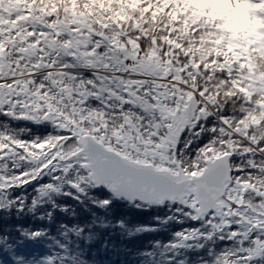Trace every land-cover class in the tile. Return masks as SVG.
<instances>
[{"label": "snow or ice", "instance_id": "obj_1", "mask_svg": "<svg viewBox=\"0 0 264 264\" xmlns=\"http://www.w3.org/2000/svg\"><path fill=\"white\" fill-rule=\"evenodd\" d=\"M257 37L264 0H0V264H264Z\"/></svg>", "mask_w": 264, "mask_h": 264}, {"label": "trees", "instance_id": "obj_2", "mask_svg": "<svg viewBox=\"0 0 264 264\" xmlns=\"http://www.w3.org/2000/svg\"><path fill=\"white\" fill-rule=\"evenodd\" d=\"M211 2H212V0H192V3H194L196 5H199V6H203V5L209 4ZM76 10L78 12H83L84 11L81 8H77ZM218 11L223 12V11H226V9L221 7V8L218 9ZM130 14L131 13H129V15ZM165 19H167V18L165 17ZM249 35H251V33H249ZM263 38L262 37H257L255 40H252L251 43H256L258 40H261ZM205 39H207V37H205ZM236 39L237 40H241V42L243 43V40L246 39V38L236 37ZM237 47H240V45L238 44ZM210 50H211L210 47L209 48H203V47H201V48H193L191 46L187 49V51L192 52L194 55L204 56L205 58L209 54ZM243 51L246 52V53L249 51V44H244L243 45ZM261 63L264 64V61H261Z\"/></svg>", "mask_w": 264, "mask_h": 264}, {"label": "rangeland", "instance_id": "obj_3", "mask_svg": "<svg viewBox=\"0 0 264 264\" xmlns=\"http://www.w3.org/2000/svg\"><path fill=\"white\" fill-rule=\"evenodd\" d=\"M263 38V37H262ZM264 39V38H263Z\"/></svg>", "mask_w": 264, "mask_h": 264}]
</instances>
